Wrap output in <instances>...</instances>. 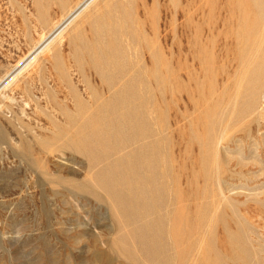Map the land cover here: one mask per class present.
I'll return each mask as SVG.
<instances>
[{
	"label": "rangeland",
	"instance_id": "rangeland-1",
	"mask_svg": "<svg viewBox=\"0 0 264 264\" xmlns=\"http://www.w3.org/2000/svg\"><path fill=\"white\" fill-rule=\"evenodd\" d=\"M77 1L0 0V264H264V0H92L23 62Z\"/></svg>",
	"mask_w": 264,
	"mask_h": 264
},
{
	"label": "bare ground",
	"instance_id": "bare-ground-1",
	"mask_svg": "<svg viewBox=\"0 0 264 264\" xmlns=\"http://www.w3.org/2000/svg\"><path fill=\"white\" fill-rule=\"evenodd\" d=\"M49 1H51V0H49ZM91 1L92 0H78L75 3V5L72 6L67 11V13L63 15V17H61L60 20L58 19L59 21L57 20L58 22L54 24V26L51 28V30L49 32L45 33V35L40 36L41 38H39L40 40L38 41L37 45L34 47V49L31 51V53H28L26 55L27 57L25 58V60L24 61L22 60V61L23 62L29 61L37 52H39L41 49H44V47L47 45V43L49 44V41L55 36V34H57L67 22L71 21V19H73L75 17V15H77V13H79L83 8H85L87 6V4H89ZM39 2H40V0H34V3H33V5L35 6L34 9H36V10L38 9L39 4H40ZM16 64H18V67H19L22 63L19 64V61H18ZM16 70H17V68H16ZM7 81L1 82L0 88L3 86H6L5 83Z\"/></svg>",
	"mask_w": 264,
	"mask_h": 264
}]
</instances>
